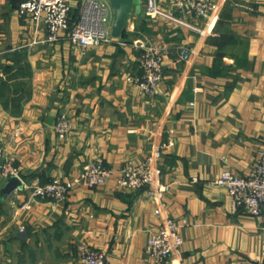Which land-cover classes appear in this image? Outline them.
Listing matches in <instances>:
<instances>
[{
  "label": "crops",
  "instance_id": "obj_1",
  "mask_svg": "<svg viewBox=\"0 0 264 264\" xmlns=\"http://www.w3.org/2000/svg\"><path fill=\"white\" fill-rule=\"evenodd\" d=\"M23 1L0 0V142L22 182L68 180L96 159L118 168L160 150L167 206L158 213L144 190L123 189L113 177L28 207L24 184L8 195L0 176V264H75L81 242L112 264H264L262 220L232 212L228 190L210 184L225 169L247 176L264 146V0H224L204 37L122 0L129 11L120 35L87 50L65 36L46 42V28L19 15ZM175 2L161 0L195 22ZM150 40L167 50L155 97L127 80L140 71L136 44ZM61 112L73 122L63 143L54 130ZM166 217L187 221L183 245L157 263L146 246Z\"/></svg>",
  "mask_w": 264,
  "mask_h": 264
},
{
  "label": "built area",
  "instance_id": "obj_2",
  "mask_svg": "<svg viewBox=\"0 0 264 264\" xmlns=\"http://www.w3.org/2000/svg\"><path fill=\"white\" fill-rule=\"evenodd\" d=\"M224 0H176L175 5L182 16H190L194 21L176 15L161 4V0H140L141 8L147 19L156 21L164 19L185 27L199 36L210 35L207 24L218 15ZM73 6L70 0H25L18 8L20 16L31 20L36 27L47 30L46 42L55 43L67 37L81 50L94 48L112 40L110 29L111 9L106 0H79L77 16L72 25ZM203 23V24H202ZM137 48L142 49L139 57V73L128 75L127 80L134 84L144 96L155 97L160 94L159 85L164 79L163 68L167 50L156 40L139 42ZM191 52L181 50L184 61L190 59ZM73 128L72 120L66 113H61L55 123V132L59 138L66 139ZM162 154L156 150L141 161L128 160L115 168L106 165L103 160L96 159L86 163L78 174L68 180L53 178L45 184H24L28 201L25 206L38 200L65 201L72 188L84 185L90 188L103 185L115 177L116 183L123 189L133 191L144 190L149 198L157 203V212L166 209L164 195L167 187L161 182ZM0 176L4 179L20 177L14 156H6V149L0 144ZM192 182H198L193 177ZM214 186L224 187L229 191L231 211L248 214L260 218L264 222V152L256 155V162L247 176H241L225 169L210 182ZM9 192L8 195H10ZM185 219L175 220L166 217L160 231L151 234L146 250L157 263H166L173 255L180 253L183 239L180 229L186 225ZM75 264H112L103 250L92 248L81 242L76 247Z\"/></svg>",
  "mask_w": 264,
  "mask_h": 264
},
{
  "label": "water",
  "instance_id": "obj_3",
  "mask_svg": "<svg viewBox=\"0 0 264 264\" xmlns=\"http://www.w3.org/2000/svg\"><path fill=\"white\" fill-rule=\"evenodd\" d=\"M111 8L114 12V24L113 29L111 27V35L119 36L124 25L127 13L129 11V4L122 0H109ZM138 11H141L140 0H138ZM23 186V182L18 177H12L8 181V187L6 193L9 194L13 189Z\"/></svg>",
  "mask_w": 264,
  "mask_h": 264
},
{
  "label": "rangeland",
  "instance_id": "obj_4",
  "mask_svg": "<svg viewBox=\"0 0 264 264\" xmlns=\"http://www.w3.org/2000/svg\"><path fill=\"white\" fill-rule=\"evenodd\" d=\"M61 113H65V112H61ZM60 113V114H61ZM59 114V115H60ZM58 115V116H59ZM58 118V117H57ZM73 123V122H72ZM73 129V128H72ZM54 130H55V128H54ZM72 131V130H71ZM71 133V132H70ZM55 134H56V132H55ZM70 135V134H69ZM69 135L67 136V138L66 139H62V138H59L58 136H57V134H56V139H57V141L58 142H60V143H63V142H65L67 139H68V137H69ZM0 144H1V142H0ZM2 145V144H1ZM260 150H263V152H264V146L263 147H260L258 150H257V153L260 151ZM257 153H256V155H257ZM91 162V161H90ZM255 162H256V157H255V160H254V164H255ZM89 163V162H88ZM254 166V165H253ZM251 172V171H250ZM221 173V172H220ZM219 173V174H220ZM234 173V172H233ZM218 174V175H219ZM236 174V173H235ZM239 175V174H238ZM55 178H59V179H62V180H65V178H63V177H61V176H56ZM71 178V177H70ZM70 178H68V179H70ZM215 178V177H214ZM219 187V186H218ZM228 193H229V191H228ZM230 195V194H229ZM248 215V214H247ZM252 217V216H251ZM254 218H256V217H254ZM258 219H260V218H258ZM261 220V219H260ZM263 222V221H262ZM264 223V222H263ZM182 248V247H181ZM147 251V250H146Z\"/></svg>",
  "mask_w": 264,
  "mask_h": 264
},
{
  "label": "trees",
  "instance_id": "obj_5",
  "mask_svg": "<svg viewBox=\"0 0 264 264\" xmlns=\"http://www.w3.org/2000/svg\"><path fill=\"white\" fill-rule=\"evenodd\" d=\"M77 13H78V10H77V7H76V8H74V9L72 10V18H73V19L71 20L70 25H72L73 22L75 21L76 16H77Z\"/></svg>",
  "mask_w": 264,
  "mask_h": 264
}]
</instances>
